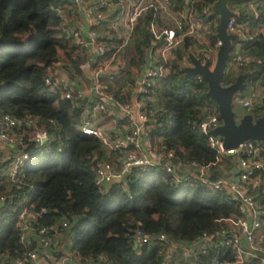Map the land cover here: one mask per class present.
Instances as JSON below:
<instances>
[{
	"label": "trees",
	"instance_id": "1",
	"mask_svg": "<svg viewBox=\"0 0 264 264\" xmlns=\"http://www.w3.org/2000/svg\"><path fill=\"white\" fill-rule=\"evenodd\" d=\"M216 2L198 0L197 10L206 28L204 39L186 36L174 51L168 75L152 89L161 110L150 121L147 133L149 140L174 150L179 157L204 164L214 161L213 151L191 121L213 101L207 96V84L188 75L184 62L189 61L188 56L199 59L208 54L218 41ZM181 3L174 0V12ZM59 5V0H0V115L20 120L35 117L50 136L44 149L30 153L19 174L21 188L12 191L17 199L0 215V255L21 257L25 253L16 224L26 206L32 212L44 211L37 221L40 227L68 222L73 250L82 259L103 255L109 264H166L168 245L152 243L136 251L133 234H163L171 241L189 242L203 233H216L221 228L218 221L237 210L223 192H210L195 184L174 191L169 178L156 168H136L126 183H114L106 193L99 192L95 170L105 163L118 167L124 153L107 151L100 140L81 132L82 124L91 117L87 109L94 100L65 99L61 91L45 86L47 67L62 61L81 75L79 65L86 59L84 51L63 34L52 10ZM226 8L237 14V25L245 35L244 41L236 38L233 42L227 68L238 59L237 43L251 61L236 74L226 71L222 83L227 86L245 76L248 88L264 87V0H226ZM153 15L140 20L136 37L126 49L125 68L108 85L116 100L125 99L122 94L132 83L133 70L145 64L146 48L154 40L150 32ZM156 23L162 26L158 20ZM34 33L38 38L23 41ZM254 109L257 119L262 111L255 102ZM100 126L104 128V122ZM23 143L30 151L31 143L27 139ZM5 186L0 178V195ZM211 254L197 257L194 264H208ZM227 258H231L229 253Z\"/></svg>",
	"mask_w": 264,
	"mask_h": 264
},
{
	"label": "built area",
	"instance_id": "2",
	"mask_svg": "<svg viewBox=\"0 0 264 264\" xmlns=\"http://www.w3.org/2000/svg\"><path fill=\"white\" fill-rule=\"evenodd\" d=\"M59 2L61 5L52 10L64 36L78 50H83L85 55L87 52L79 70L81 74L89 72V85L73 67L59 61L44 71L45 86L50 91H61L63 98L71 100H84L83 87L89 86L91 96L88 101L94 100V103L90 109L86 108L91 117L84 121L81 132L100 140L107 151L124 153L118 167L105 163L95 170L94 182L99 192L106 193L112 184L121 183L136 168H156L169 178L174 191L195 184L210 192H223L226 201L237 210V214L218 221L221 228L216 233H203L189 242H175L163 234L152 237L136 231L131 238L134 249L138 251L143 245L152 243L168 245L166 264H194L197 257L211 253L208 264H264L263 143L247 140L233 150H226L222 138L211 134L222 126L214 102L200 109L191 121L192 127L206 139L207 146L213 151V162L204 164L181 158L174 150L152 142L147 136L150 121L161 110L156 106L158 101L152 89L168 75L174 51L186 36L204 39L206 28L202 26L203 20L197 10L198 0H182L176 12L173 11L174 0ZM149 13L155 14L150 24L154 40L149 46V64L143 70H133L132 83L127 85V91L122 94L125 99L116 100L108 85L123 72L126 49L136 37L140 20ZM159 14H162L161 21L156 16ZM167 17H171V23ZM157 20L162 26L157 25ZM84 28L87 29L86 34ZM238 28L237 14L233 13L227 22L226 32L241 42L245 40V35ZM220 46L221 41L218 39L208 54L199 59L194 58L202 64L209 61L212 70ZM235 51L238 59L227 69V73L236 74L240 66L251 61L242 54L240 43L236 44ZM197 80L203 81L200 76H197ZM76 85L81 89L76 88ZM128 91L131 96L126 94ZM245 92L234 97L233 108L236 106V110L244 112L243 116L250 115L256 119L252 101L255 96ZM106 118L112 130L117 128L118 131L111 137L107 136L104 128L93 124L96 120L103 122ZM120 124L126 130L118 129ZM23 139L31 143L30 151ZM49 142L50 136L39 125L37 118L26 116L20 120L10 115H0V178L6 184L0 195V215L17 199L12 191L14 187L17 190L21 188L19 174L30 153L44 149ZM42 212H32L30 208L23 207L16 228L19 241L26 251L21 257L2 254L0 264H109L103 255L82 259L76 254L68 222L38 226L37 221ZM228 253L231 258H227ZM57 254H61V257L57 258Z\"/></svg>",
	"mask_w": 264,
	"mask_h": 264
},
{
	"label": "water",
	"instance_id": "3",
	"mask_svg": "<svg viewBox=\"0 0 264 264\" xmlns=\"http://www.w3.org/2000/svg\"><path fill=\"white\" fill-rule=\"evenodd\" d=\"M213 12L219 16L217 37L221 41L215 64L210 70L209 61L202 64L190 56L192 66L186 68V72L190 76H200L207 84V96L216 104L222 121V126L211 134L214 137L222 138L226 150H233L247 140L261 141L264 148V101L261 106L262 114L259 118L254 119L250 115H245L237 122L232 108L233 99L236 95L246 91V77L239 76L234 83L227 86L222 83L228 69L227 62L233 42L236 40L235 36L226 32L227 22L233 13L226 8V0H217ZM130 175L131 173H128L121 183H126Z\"/></svg>",
	"mask_w": 264,
	"mask_h": 264
},
{
	"label": "crops",
	"instance_id": "4",
	"mask_svg": "<svg viewBox=\"0 0 264 264\" xmlns=\"http://www.w3.org/2000/svg\"><path fill=\"white\" fill-rule=\"evenodd\" d=\"M84 30V34H86L87 33V29L86 28H84L83 29ZM88 54H89V52H88ZM150 50H149V47H147L146 48V51H145V56H144V61H145V64L140 68V69H145L146 67H147V65L149 64V61H150ZM86 57H87V52H86ZM189 57V66H187L188 68H191V62H190V56H188ZM196 58V57H195ZM173 60H174V56H173ZM82 75V78L86 81V83L89 85V82L87 81V78H88V75H89V72L88 71H84V73H82L81 74ZM76 88H79V89H81L79 86H75ZM83 89H84V92H85V95H84V101L86 102L89 98H90V92H88L89 91V86H87V85H85L84 87H83ZM127 91V90H126ZM246 94H251V93H253L254 94V96L257 94V97L258 96H260L261 97V103H263V101H264V87L263 86H261V85H257L256 87H254V88H246V92H245ZM128 96H131V94H129V91L126 93ZM133 94V93H132ZM153 94H154V92H153ZM244 95V94H243ZM155 96V95H154ZM156 97V96H155ZM134 99V94H133V96H132V100ZM157 99V98H156ZM158 101V100H157ZM157 104V103H156ZM156 106H158V104L156 105ZM160 107V106H159ZM156 109H158L157 107H156ZM117 112V111H116ZM104 122V124L106 125V124H108L109 122H108V120H107V118H106V120H104L103 121ZM100 123H102V122H100V121H95L93 124H94V126H100ZM110 127H111V125H110ZM118 129H120V130H126L124 127H123V124H120V126L118 127ZM117 131V128H115L114 130H112V127L110 128V130L109 131H107L108 132V134L109 135H112V134H114L115 132ZM118 132V131H117Z\"/></svg>",
	"mask_w": 264,
	"mask_h": 264
},
{
	"label": "rangeland",
	"instance_id": "5",
	"mask_svg": "<svg viewBox=\"0 0 264 264\" xmlns=\"http://www.w3.org/2000/svg\"><path fill=\"white\" fill-rule=\"evenodd\" d=\"M159 16V19H160V21H161V18H162V14H159L158 15ZM167 20L171 23V17H167ZM44 35L42 34L40 37H43ZM35 38H38V35L37 34H31V35H28V36H26V38H24L23 39V41H25V42H29V41H31V40H33V39H35ZM189 64V61H187V63L186 62H184V65H185V68H188L187 66H189L188 65ZM89 92V91H88ZM261 97L260 96H258L257 97V94L255 95V97L252 99V101H253V104H254V102L258 105V106H260V109H261V106H262V103H261ZM232 108H233V106H232ZM233 112H234V114H235V118H236V120H237V122L239 121V120H241V118L243 117V114H244V112L243 111H241V110H236V106H235V108H233ZM85 115V114H84ZM110 123H108V124H106L105 126H104V130L106 131V134H107V136H108V132L107 131H109L110 130Z\"/></svg>",
	"mask_w": 264,
	"mask_h": 264
},
{
	"label": "clouds",
	"instance_id": "6",
	"mask_svg": "<svg viewBox=\"0 0 264 264\" xmlns=\"http://www.w3.org/2000/svg\"><path fill=\"white\" fill-rule=\"evenodd\" d=\"M241 94H243V93H241Z\"/></svg>",
	"mask_w": 264,
	"mask_h": 264
}]
</instances>
